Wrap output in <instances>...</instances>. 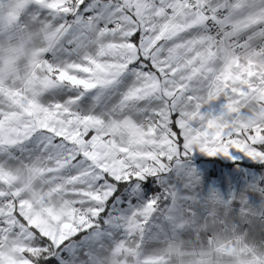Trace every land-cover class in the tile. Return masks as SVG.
Here are the masks:
<instances>
[{
  "label": "snow or ice",
  "instance_id": "obj_1",
  "mask_svg": "<svg viewBox=\"0 0 264 264\" xmlns=\"http://www.w3.org/2000/svg\"><path fill=\"white\" fill-rule=\"evenodd\" d=\"M0 264H264V0H0Z\"/></svg>",
  "mask_w": 264,
  "mask_h": 264
}]
</instances>
